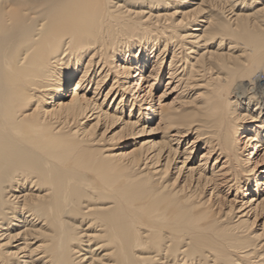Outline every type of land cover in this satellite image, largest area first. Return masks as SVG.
<instances>
[{"label":"bare ground","instance_id":"bare-ground-1","mask_svg":"<svg viewBox=\"0 0 264 264\" xmlns=\"http://www.w3.org/2000/svg\"><path fill=\"white\" fill-rule=\"evenodd\" d=\"M0 264H264V0H0Z\"/></svg>","mask_w":264,"mask_h":264},{"label":"rangeland","instance_id":"rangeland-1","mask_svg":"<svg viewBox=\"0 0 264 264\" xmlns=\"http://www.w3.org/2000/svg\"><path fill=\"white\" fill-rule=\"evenodd\" d=\"M261 77V79H263V76H260ZM120 150V149H119Z\"/></svg>","mask_w":264,"mask_h":264}]
</instances>
